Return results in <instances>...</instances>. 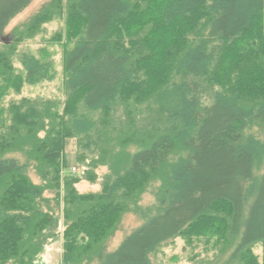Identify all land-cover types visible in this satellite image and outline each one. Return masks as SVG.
<instances>
[{
  "label": "trees",
  "instance_id": "obj_1",
  "mask_svg": "<svg viewBox=\"0 0 264 264\" xmlns=\"http://www.w3.org/2000/svg\"><path fill=\"white\" fill-rule=\"evenodd\" d=\"M31 2L0 0V98L56 79L17 48L56 20L63 98L0 111V264L60 234L61 264H155L178 237L213 241L203 264H264V0H49L5 35ZM127 214L142 225L108 251Z\"/></svg>",
  "mask_w": 264,
  "mask_h": 264
},
{
  "label": "rangeland",
  "instance_id": "obj_2",
  "mask_svg": "<svg viewBox=\"0 0 264 264\" xmlns=\"http://www.w3.org/2000/svg\"><path fill=\"white\" fill-rule=\"evenodd\" d=\"M49 0H32L30 5L25 10L16 16L5 29V35H9L15 27L24 23L28 18L33 16L39 9L47 3ZM44 31L36 38L17 46L18 51H24L36 55H40L39 51L43 48L49 52L51 58L55 63V69L58 73L56 79L51 83H43L34 87L25 86L20 95L8 93L0 98V111L12 101H18L21 98H44V99H62V64H61V47L57 44L49 43V40L56 34L64 30V23L62 20H56L50 24L44 26ZM8 38V37H7ZM6 38V39H7ZM17 65V64H15ZM19 67V65H17ZM76 145L74 141H69L66 148L65 159L67 161V167L70 169L76 167L77 172L75 175H80L81 169L75 161ZM68 169V171H69ZM108 172L107 168H99L96 173L99 177H103ZM254 174H257L255 172ZM33 179L34 176H32ZM100 188V182L96 184H90L82 181L76 185V189L79 193L96 192ZM154 203L152 195L145 194L141 200L140 205L142 207L151 206ZM142 221L132 214H127L121 223L119 230L115 233L114 237L108 243V251L115 250L120 242L128 235L132 230L140 227ZM58 241L49 244L44 250L43 256L46 260V264H61L59 259L60 246L62 245L61 234ZM191 241V242H190ZM183 239L181 237L176 238L174 241L165 244L157 255L154 256L153 262L155 264H203L205 259L214 255L215 250L212 248V242L206 239L190 240ZM257 254H260V248H256ZM40 264L43 263V259Z\"/></svg>",
  "mask_w": 264,
  "mask_h": 264
},
{
  "label": "crops",
  "instance_id": "obj_3",
  "mask_svg": "<svg viewBox=\"0 0 264 264\" xmlns=\"http://www.w3.org/2000/svg\"><path fill=\"white\" fill-rule=\"evenodd\" d=\"M61 257H62V249H61V246H60V254H59V259L61 261ZM45 256L42 257L43 259V263L46 264V260H44Z\"/></svg>",
  "mask_w": 264,
  "mask_h": 264
},
{
  "label": "built area",
  "instance_id": "obj_4",
  "mask_svg": "<svg viewBox=\"0 0 264 264\" xmlns=\"http://www.w3.org/2000/svg\"><path fill=\"white\" fill-rule=\"evenodd\" d=\"M70 172L72 174H75L77 172V169L75 167L70 168Z\"/></svg>",
  "mask_w": 264,
  "mask_h": 264
}]
</instances>
